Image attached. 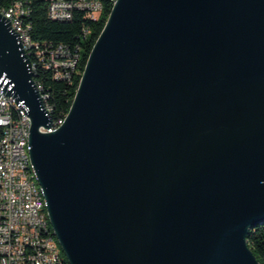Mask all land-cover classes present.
<instances>
[{"label":"water","instance_id":"95a60500","mask_svg":"<svg viewBox=\"0 0 264 264\" xmlns=\"http://www.w3.org/2000/svg\"><path fill=\"white\" fill-rule=\"evenodd\" d=\"M0 14V89L68 264H260L264 0H115L62 124Z\"/></svg>","mask_w":264,"mask_h":264},{"label":"built area","instance_id":"2783aa9c","mask_svg":"<svg viewBox=\"0 0 264 264\" xmlns=\"http://www.w3.org/2000/svg\"><path fill=\"white\" fill-rule=\"evenodd\" d=\"M88 1L46 0L47 16L53 20H69L73 11L78 9L91 18L93 14H88ZM19 2L22 1L15 0L6 6L0 4V14L10 19L16 32V17L28 15V12H16ZM21 43L23 49H27V41ZM44 47L45 55H39L42 69L50 71L54 79L67 81L73 53L63 44L45 42ZM2 92L0 89V264H56L53 246L44 244L40 215L45 206L37 205L40 194L36 189V178L24 176L21 172V162H30L28 146L23 145V127L30 120L13 97ZM9 107L19 108L21 122L10 119ZM53 129L54 125L39 128L41 132ZM5 202H12L11 215H3Z\"/></svg>","mask_w":264,"mask_h":264},{"label":"trees","instance_id":"16d2710c","mask_svg":"<svg viewBox=\"0 0 264 264\" xmlns=\"http://www.w3.org/2000/svg\"><path fill=\"white\" fill-rule=\"evenodd\" d=\"M15 0H0L1 5H9ZM22 13L19 17L23 25L28 27L31 40L30 60L37 59L39 54L45 55V42L53 45L63 44L73 53L74 67L69 70L67 81L54 79L51 72L36 65L35 81L40 83L48 94L47 103L52 107L51 119L64 117L72 103L81 74L90 50L102 30L113 0H98L101 10L89 18L83 10H74L69 20H53L47 16L46 0H18ZM88 14H92L88 10ZM247 244L257 261L264 264V222L257 224L247 233ZM66 261V257L61 254Z\"/></svg>","mask_w":264,"mask_h":264},{"label":"bare ground","instance_id":"6f19581e","mask_svg":"<svg viewBox=\"0 0 264 264\" xmlns=\"http://www.w3.org/2000/svg\"><path fill=\"white\" fill-rule=\"evenodd\" d=\"M114 2H115V0H113V3ZM88 10L91 11L93 16L96 15L97 10H99V11H97V13L100 12L101 5L98 2V0L88 1ZM16 12L22 13L20 3H17V5H16ZM16 29H17V33L20 36L21 41H27V49H23V50H24L27 58L30 61V66H31V71H32L31 72L32 80L38 89V93L42 99V104H43L44 108L47 110V112L51 116L52 107L47 103L48 94L43 90L41 84L35 81L36 65H42V57H40L39 55H43V54H39L37 56V59H35L34 61H31L30 55H31L32 45H31V40H30L29 34H28L29 29L27 26L23 25V23L21 22L19 17H16ZM72 67H74V60L73 59H71V68ZM68 77H69V70H68ZM65 116L60 117L59 120H52L51 119V125H54L53 130L57 129L62 124V122L65 119ZM9 117H10V119H12L13 122H21L22 121V113H21V111H19V108H16V107H9ZM29 128H30V123H25V127H23V145H25V146H28ZM29 161L30 162H21V172L24 173V176H30V178H36L30 157H29ZM36 189H38V193L40 194V198H37V205L45 206V212H46L45 213L43 211V214L40 215V222H42V224H43L44 244H50L53 246V255L56 256V264H68V262H66L67 260L65 261L61 258L60 249L57 245V241H56V237L54 235V231H53V229L50 225V222H49V218H48L47 211H46V203H45V199H44L43 193L41 191L40 185L39 186L36 185ZM11 213H12V202H5V206H3V215H11Z\"/></svg>","mask_w":264,"mask_h":264},{"label":"rangeland","instance_id":"374dc122","mask_svg":"<svg viewBox=\"0 0 264 264\" xmlns=\"http://www.w3.org/2000/svg\"><path fill=\"white\" fill-rule=\"evenodd\" d=\"M36 185L39 186L37 180H36ZM44 212H45V211H44ZM45 213H46V212H45ZM56 241H57V245H58V247H59V249H60V255H61V254H63L62 248H61V246H60V244H59L57 238H56ZM61 256H62V255H61ZM61 258H62V257H61ZM62 259H63V258H62ZM63 260H64V259H63ZM66 262H67V261H66Z\"/></svg>","mask_w":264,"mask_h":264}]
</instances>
